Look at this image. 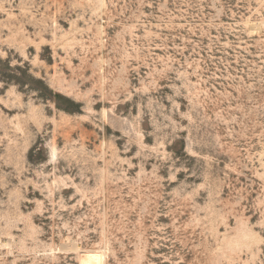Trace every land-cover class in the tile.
<instances>
[{
    "label": "rangeland",
    "instance_id": "1",
    "mask_svg": "<svg viewBox=\"0 0 264 264\" xmlns=\"http://www.w3.org/2000/svg\"><path fill=\"white\" fill-rule=\"evenodd\" d=\"M69 240L264 264V0H0V264Z\"/></svg>",
    "mask_w": 264,
    "mask_h": 264
},
{
    "label": "bare ground",
    "instance_id": "2",
    "mask_svg": "<svg viewBox=\"0 0 264 264\" xmlns=\"http://www.w3.org/2000/svg\"><path fill=\"white\" fill-rule=\"evenodd\" d=\"M69 241L68 243H63L61 245L62 248L58 249V251H69V246L72 245L73 250L78 253L79 264H107L108 248L105 250H82L80 244L77 243L75 245L73 241V244L71 241L69 243Z\"/></svg>",
    "mask_w": 264,
    "mask_h": 264
}]
</instances>
